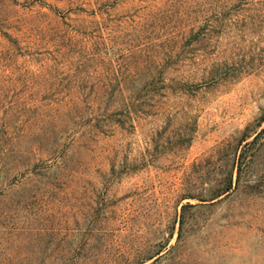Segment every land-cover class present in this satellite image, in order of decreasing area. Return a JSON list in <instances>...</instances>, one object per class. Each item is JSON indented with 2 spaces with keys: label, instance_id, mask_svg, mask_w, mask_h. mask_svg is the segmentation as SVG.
Listing matches in <instances>:
<instances>
[{
  "label": "rangeland",
  "instance_id": "1",
  "mask_svg": "<svg viewBox=\"0 0 264 264\" xmlns=\"http://www.w3.org/2000/svg\"><path fill=\"white\" fill-rule=\"evenodd\" d=\"M0 264H264V0H0Z\"/></svg>",
  "mask_w": 264,
  "mask_h": 264
}]
</instances>
